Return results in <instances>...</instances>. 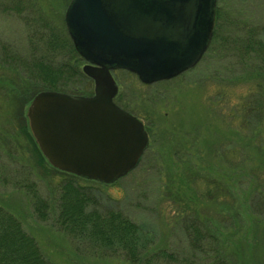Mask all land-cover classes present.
Wrapping results in <instances>:
<instances>
[{"label":"rangeland","instance_id":"rangeland-1","mask_svg":"<svg viewBox=\"0 0 264 264\" xmlns=\"http://www.w3.org/2000/svg\"><path fill=\"white\" fill-rule=\"evenodd\" d=\"M70 2L0 0V205L51 264H131L122 251L92 246L56 222L60 186L74 175L90 207L120 210L148 232L150 249L168 254L160 264H208L176 223L177 209L197 196L198 214L225 219L219 225L229 230L237 264H264V0H216L205 52L170 79L145 83L130 69H110L114 101L140 118L148 136L137 165L111 182L52 165L30 127L28 109L38 92L94 93L83 71L91 63L65 22ZM197 161L200 195L192 181L176 195L173 181L184 166L196 172ZM212 180L227 193L218 199L221 193L212 192L208 200ZM33 189L49 203L47 218L34 211Z\"/></svg>","mask_w":264,"mask_h":264},{"label":"water","instance_id":"water-1","mask_svg":"<svg viewBox=\"0 0 264 264\" xmlns=\"http://www.w3.org/2000/svg\"><path fill=\"white\" fill-rule=\"evenodd\" d=\"M216 0H71L65 22L94 93L54 90L28 109L38 145L55 167L111 182L132 170L148 145L143 124L119 107L110 69L127 68L145 83L194 66L213 29Z\"/></svg>","mask_w":264,"mask_h":264},{"label":"trees","instance_id":"trees-1","mask_svg":"<svg viewBox=\"0 0 264 264\" xmlns=\"http://www.w3.org/2000/svg\"><path fill=\"white\" fill-rule=\"evenodd\" d=\"M50 71L56 74L59 72L58 70ZM49 82L53 83L52 81ZM196 164L199 166L196 167V172L187 173L184 166L179 174V179L173 181V187H176V195L187 193L190 185L187 186L186 181H192L193 184L191 183V185L196 189L199 180L198 174L202 167L199 161ZM74 178V175H71L60 186L56 202V222L69 235L84 240L92 246L109 251H122L131 264H160V256H167L168 254L163 250L150 249L151 240L148 237V232H145L141 225L120 210L112 209L100 212L90 207V196L80 185L75 184ZM222 184L212 180L209 182L204 196L208 200H213L212 192L217 193L218 191L221 193L218 196L219 199L222 193H227L226 186ZM211 185L214 186L213 189L209 188ZM30 186L32 187V185ZM33 191L32 203L37 217L40 219L47 218L49 203L35 189ZM196 193L200 195V191L197 189ZM188 198L193 205L189 202L177 209L176 223L182 224L183 231L189 238L192 248L203 252L208 264H237L234 256L235 251L231 247L229 230L224 232V226L222 228L219 225L225 222V219L216 220L214 217L198 214L194 206L199 197L191 195ZM215 221L219 222L213 224ZM0 264H51L43 257L35 239L25 232L20 220L1 205Z\"/></svg>","mask_w":264,"mask_h":264},{"label":"flooded vegetation","instance_id":"flooded-vegetation-1","mask_svg":"<svg viewBox=\"0 0 264 264\" xmlns=\"http://www.w3.org/2000/svg\"><path fill=\"white\" fill-rule=\"evenodd\" d=\"M113 101H114V98H113ZM115 102V101H114ZM116 103V102H115ZM117 104V103H116ZM118 105V104H117ZM119 106V105H118ZM120 107V106H119ZM131 113V112H129ZM132 115H134L133 113H131ZM135 117H137V119L139 120L140 118L137 116V115H134ZM145 129V128H144ZM147 133V132H146ZM148 146V145H147Z\"/></svg>","mask_w":264,"mask_h":264}]
</instances>
